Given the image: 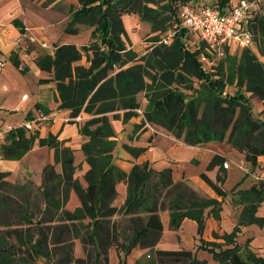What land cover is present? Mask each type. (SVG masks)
Wrapping results in <instances>:
<instances>
[{
  "label": "trees",
  "instance_id": "16d2710c",
  "mask_svg": "<svg viewBox=\"0 0 264 264\" xmlns=\"http://www.w3.org/2000/svg\"><path fill=\"white\" fill-rule=\"evenodd\" d=\"M189 1L196 0H78L79 7L71 12L64 32L79 34V24L86 25L92 28L89 42L81 47L55 44V53L38 56L37 64L52 75L40 83L56 82L60 109L70 110L72 119L89 114L79 124L85 139L81 149L89 164L84 175L87 186L76 177L75 149L57 135L40 137L38 131L28 134L23 127L12 130L1 146L2 156L20 157L35 146H48L55 151V163L44 167L40 185L29 178L22 185L12 183L10 173L0 172V264H109L112 246H117L119 255L123 252L119 264H128L137 246L148 249L138 264H208L189 250L156 246L163 232L161 212H169L173 230L186 217L196 219L203 236V207L216 201L202 196L185 180L176 182L171 168L158 171L143 163L127 173L113 163L117 133L111 115L118 118L123 113L124 121H129L138 114L142 92L147 100L146 120L186 144L226 142L246 153L252 170L264 155V62L251 47H245L239 54L226 51L212 72L200 60L207 53L205 46H191L188 30L180 26L178 9ZM238 2L202 3L226 13ZM125 13H136L150 23L151 33H164L175 25L178 31L169 45L158 43L159 33L152 36L150 48L139 54L128 43ZM251 21L258 51L264 55V15L256 14ZM228 86H235L236 92H228ZM252 96L262 101L259 114L254 112ZM125 146L136 157L144 151ZM224 161L215 155L208 169L219 163L223 167ZM203 176L219 195H226L206 173ZM122 181L127 183L128 195L117 207V184ZM72 191L80 205L69 210ZM233 200L242 211L233 234L224 236L231 246L216 250L219 243H207L202 237L199 248L211 251L220 264H264V257L253 251L245 258L233 238L240 226L260 221L257 212L264 201V178L236 190ZM38 214L42 216L37 218ZM117 215L120 220L114 219ZM76 241L88 255L75 256Z\"/></svg>",
  "mask_w": 264,
  "mask_h": 264
},
{
  "label": "crops",
  "instance_id": "0c3cea01",
  "mask_svg": "<svg viewBox=\"0 0 264 264\" xmlns=\"http://www.w3.org/2000/svg\"><path fill=\"white\" fill-rule=\"evenodd\" d=\"M11 3H12L10 4L11 8H8L5 12H2L3 8H0L1 11L0 60L5 61V65L0 66L1 122L2 123L5 121L7 122L9 118L13 116L12 114L17 112H22L21 117L18 118V120L20 119V121L14 122V125L21 124L24 121L28 120L29 116L31 117L34 116L35 113L37 112V109L41 108L46 112L56 114V120L53 123H40L39 125L36 126L35 131L39 132L40 137H46L48 136L49 133H53L54 135H57L61 141H64L66 146H70L73 148V143L71 139L82 140L81 142V146H82L85 139L79 131V124L81 123V121L83 122L86 119H88L89 114L85 112L81 113L82 120L80 122H76L74 119L70 117V110L59 108L61 99L56 89V82L51 81L49 83H40V79L50 78L52 76L50 73L40 69V67L37 64L38 56L43 54H48L45 47L41 46L42 37L44 35L42 31H40L41 29L38 26H36L37 24L33 22L34 20L30 18L29 16L30 13L24 8L21 0H13V2ZM136 24L137 23H135L134 25ZM24 31L25 33H27V35L34 36L37 40L35 42H31L29 39H26L20 45L16 46L15 43L16 39ZM79 34H66V35L73 36ZM57 43L66 44V43H74V42H72L71 40H67V41L64 40V42H57ZM76 45L81 47L80 44H76ZM136 51L139 54H144L147 50H145L144 52H140V50H136ZM257 55L261 60V55L258 54V52ZM82 63H85V61ZM21 65H25L26 67L22 68ZM17 81H19L18 83H21L24 88L26 89L29 88L30 91L28 92L25 89V91L22 92L19 98L15 96L13 91H11L12 85ZM25 94L28 95L27 99H23V96ZM143 99H146L144 97V93L143 95H141V93L138 94V100L140 101L141 105L143 103L142 102ZM38 105L40 106V108H38L39 107ZM140 108L144 110L142 106ZM121 115H123V113H121ZM137 115L130 118L128 123L132 127L131 128L132 132L130 134L131 140L134 142H138L140 144L133 143L130 145L135 147H143L144 151L137 157L126 150H124V152L119 151L118 150L119 135L116 134L117 147L114 151L113 163L127 173L131 171V169L135 164H143V163H148L150 167L158 171L164 170L166 168H171L173 170V177L176 182L185 180L188 183H190V185L194 189H196L202 196L209 197L208 194L202 193L197 188H195L194 185L191 183V181L186 177L183 162L186 159L198 158L200 156V151L204 149L203 146H206L210 143H204L200 145H188L183 141V139L175 137L171 132L167 131L166 129L160 126L158 127L162 129V133L154 135L150 130L145 129V127L141 125V123L143 122V118ZM112 117L113 116L111 115V119ZM43 124L46 125L43 126ZM0 141L3 143L6 142V140L3 139H0ZM1 146L2 145L0 144V152H1ZM117 150L120 152L119 154L124 155V157L128 159L130 164L128 163L123 164L119 161H115L116 159H114V157ZM39 153L44 155L48 154L51 160L48 158V160L46 161H41L39 159L40 158ZM215 155H220L224 157L221 153L215 151L210 161ZM262 157L263 156H260L259 161ZM54 158H55V151L53 148H50L48 146H35L32 149L25 152L24 154H22L20 157H5L0 154V172L10 173V175L8 176L9 181L13 180L15 182L16 179L24 180L25 178H29L32 179L36 184L40 185L42 182V172L44 167L48 164L55 163ZM224 159L225 161L227 160L226 157H224ZM84 164L87 165L85 169V173H86L87 170L89 169V164L85 160V155L83 153V162H82L83 167ZM56 167L58 172H61L62 170L61 164H57ZM217 167L221 168L224 171L230 169V167L228 169L222 167L221 163L217 164L214 168ZM254 169H256V167ZM253 170L251 171L252 174H254ZM76 177H78L80 182L82 183L80 177L77 176V174ZM254 178H255L254 183H256L260 179L264 178V173L254 174ZM122 182L124 185L123 187H120L121 182L117 184L118 194L116 199L114 200V205L117 207H121L125 203L128 195L127 183L124 181ZM82 185L86 187L87 181H85V184L82 183ZM250 186H246L244 188H249ZM118 187L120 189L125 190V198L119 199ZM241 188L242 187L238 189ZM76 196L79 206L80 201L77 194ZM235 204L236 206H234L232 203L231 204L225 203L223 207H227V209L230 211L239 208L241 214L242 206L237 203ZM164 212L167 211L161 212V218L163 222V232L161 239L158 242L156 248L162 250L186 249L191 251L199 259H204L208 262V260L205 257L206 253H204L207 252V250H204L203 248H199L200 245L197 243L199 237L198 221L196 219L186 217L183 220L181 226L177 230H173L171 229L170 224L168 228H166V226L164 225V221L162 217V214ZM167 213L169 215V212ZM120 218L121 216L119 215L114 217V219L117 220H120ZM169 221H170V216H169ZM213 224L214 223L212 219H208L204 228V232L202 236L203 239L209 242H222V243L225 242L224 233H226L227 230L223 229L221 226L215 228ZM241 229L242 230H240V232L241 231L244 232L243 226L241 227ZM166 234H170V238L167 239ZM113 247L116 248L117 252L119 253L117 246H112L110 248V256ZM194 250L196 251V253H194ZM146 253H148L147 248H142L140 246L135 247L128 256V263L135 264L136 262H138V260L142 259L146 255Z\"/></svg>",
  "mask_w": 264,
  "mask_h": 264
},
{
  "label": "rangeland",
  "instance_id": "374dc122",
  "mask_svg": "<svg viewBox=\"0 0 264 264\" xmlns=\"http://www.w3.org/2000/svg\"><path fill=\"white\" fill-rule=\"evenodd\" d=\"M212 0H196V1H189V3L193 5H197L198 2H209ZM13 0H0V8H3L2 12H5L8 8H11ZM23 3L24 8L30 13V18H32L37 24L43 33L42 39L47 41L48 46L45 47L48 54H53L55 51L54 44L57 42H64L67 40H71L72 42L76 44L86 45L90 40V33L92 31V28L79 24L80 28V34L79 35H73L68 36L64 32V27L67 24V22L70 20V14L71 12L79 7L78 0H21ZM234 3L238 2V0H233ZM182 5V4H181ZM180 5V6H181ZM180 9V7H179ZM178 9V13H179ZM1 13V11H0ZM256 14L264 15V2L261 3L260 8ZM255 16V15H254ZM253 16V17H254ZM252 17V18H253ZM123 22L126 29V37L129 41V44H132L133 48L135 50H140V52H144L145 50H148L150 46L152 45V41H150L152 36L157 35V33H151V24L141 20L140 16L136 13H125L123 15ZM137 23L136 25H134ZM252 24V21H251ZM253 28V26L251 25ZM44 29V30H43ZM255 32V30H254ZM165 33V32H164ZM163 32L159 33L160 37ZM188 40L191 46L193 47H200L201 46V40L194 35L193 33H190L188 31ZM258 35L255 36L254 33V43L250 46L256 53L260 54L258 51ZM59 44V43H57ZM204 45V44H202ZM242 48L237 47H229L224 46L223 50L228 51L229 53L236 54L240 52ZM261 55V60L264 62V55ZM223 57V56H221ZM85 59L82 61L84 62ZM217 67L213 68L212 72H216ZM14 83L11 87V91L14 92L15 96L17 98L20 97L22 92L25 91L26 88L23 87L21 83ZM28 92L29 88L26 89ZM237 88L235 86H228L227 91L230 93H235ZM143 95V92L141 93ZM142 108H146L147 101L146 99L142 100ZM251 102L253 105V109L255 114H259V112L262 110L263 104L262 101L256 97H251ZM144 111V110H143ZM22 112H17L12 114L9 118V120L6 122H3L2 124H14L15 121H20L18 118L21 117ZM137 116H141L138 114ZM264 116V115H263ZM142 117V116H141ZM82 122V121H81ZM112 125L116 131V133L119 135V151L127 150L126 144H140L138 142H134L130 138V134L132 132L131 125H129L128 121H124L123 115L120 117H112L111 119ZM46 124H43V126ZM32 132H36L35 130ZM30 133L29 131L27 132ZM73 143V148H75V163L77 165L76 168V174L80 177L83 184H85V169L86 164H84V167L82 165L83 162V152L81 149V142L82 140L78 139H71ZM210 144L203 146L204 149L200 151V156L198 158H191L184 160V170L186 177L191 181V183L194 185L195 188H197L202 193L208 194L210 199L216 201V203H213L212 205L203 207V213H204V221L205 224L208 221V219H212L213 226L215 228L221 226L223 229L227 230L226 233H224V236L232 235L236 226L239 223L240 219V211L239 208L235 210H228L227 207H223L225 203L227 204H233L234 203L233 197L235 191L242 187L250 186L254 183V174H262L264 173V155L260 159L259 164L256 166V169L253 170L252 174L250 171L252 170V166L247 159L246 153L238 150L237 148L233 147L231 144H228L226 142H219V141H211L208 142ZM0 144L2 145L3 142L0 141ZM116 151L114 159L115 161H119L121 163H128L127 158L124 157V155L119 154V151ZM217 151L221 153L226 159L228 160L230 164V169L227 171L222 170L221 168H213L208 169L209 161L211 157L213 156L214 152ZM43 152V151H41ZM129 152V151H128ZM37 153V152H36ZM131 153V152H130ZM39 159L41 161H46L49 158L48 154H41L39 153ZM50 159V158H49ZM51 160V159H50ZM55 160V158H54ZM203 173H206L208 177L215 182L217 185H219L221 188H223L226 191V195L221 196L218 194V192L214 189V187L204 178ZM23 179H16L15 182L11 180L12 183L16 184H24L26 182H30L28 178ZM120 187H123V182L120 183ZM36 185V184H35ZM119 191V199L125 198V190L120 189L118 187ZM19 197V196H18ZM40 198V197H39ZM39 207H42L41 198L37 202ZM78 206V200L75 192H72L71 197L67 203V208L70 210L76 209ZM257 215L260 218L259 222L243 225L244 232L240 230L242 226L239 227V231L234 235V240L240 245V252L241 254L247 258L248 253L251 251H255L254 253L257 256H263L264 257V201L261 202L258 208ZM42 214H38L36 217H41ZM164 225L166 228L169 227V215L167 212H164L162 214ZM236 220V223H235ZM235 223V226H234ZM234 226V227H233ZM233 227V228H232ZM240 232V233H239ZM243 232V233H242ZM198 241L197 243L199 245L202 244V235L198 233ZM166 238H170V234H166ZM207 243H212L209 241H206ZM219 243V246H215L214 249L220 250L224 249L227 246H231L230 243L226 242H216ZM210 245V244H207ZM206 250V249H204ZM84 247L82 246L80 241H76L75 246V256L76 257H82L87 254V252H84ZM194 253L196 251L194 250ZM206 259L208 260L209 264H219V261L214 257L213 253L209 250L207 252H204ZM88 255V254H87ZM123 255V252L120 254ZM110 263L109 264H119L120 262V256L117 252L116 248L113 247L111 251ZM128 261V260H127ZM139 261V260H138ZM72 264H76V262H73ZM129 264V263H128ZM135 264H138L136 262ZM261 264V263H256Z\"/></svg>",
  "mask_w": 264,
  "mask_h": 264
},
{
  "label": "built area",
  "instance_id": "2783aa9c",
  "mask_svg": "<svg viewBox=\"0 0 264 264\" xmlns=\"http://www.w3.org/2000/svg\"><path fill=\"white\" fill-rule=\"evenodd\" d=\"M263 2L264 0H239L226 13H221L215 7L202 2H198L197 5L187 2L182 4L179 9L180 26L186 28L201 40L207 53L203 52L200 60L213 69L220 58H222L221 56L224 57L226 54V51L223 50L224 46L245 48L250 47L254 43V30L251 27V19L256 15ZM177 31L178 27L175 25L161 35L158 43L169 45L173 41ZM26 39H29L31 42L37 40L34 36H29L24 31L16 39V46L20 45ZM41 46L47 47V41L42 39ZM4 65L5 61L0 60V66ZM21 66L22 68L26 67L25 65ZM27 98L28 95L25 94L23 99ZM136 111L142 116L145 129L150 130L154 135L162 133L160 127L146 120L144 111L141 108H138ZM55 120L56 114L46 112L41 108L37 109L34 116L21 124H2L0 118V139L6 140L7 135L19 127H23L27 131L32 132L40 123H53ZM74 120L80 122L82 115H78ZM223 167L226 169L230 167L227 160L223 162Z\"/></svg>",
  "mask_w": 264,
  "mask_h": 264
}]
</instances>
